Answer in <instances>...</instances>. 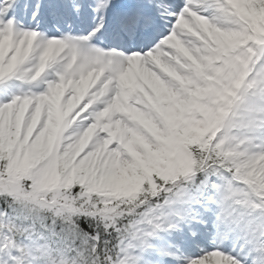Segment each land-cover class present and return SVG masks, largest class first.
<instances>
[{
    "label": "snow or ice",
    "instance_id": "1",
    "mask_svg": "<svg viewBox=\"0 0 264 264\" xmlns=\"http://www.w3.org/2000/svg\"><path fill=\"white\" fill-rule=\"evenodd\" d=\"M0 264H264V0H0Z\"/></svg>",
    "mask_w": 264,
    "mask_h": 264
}]
</instances>
